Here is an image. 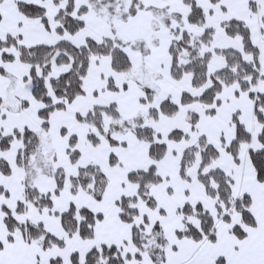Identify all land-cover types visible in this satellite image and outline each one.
<instances>
[{"label": "snow or ice", "instance_id": "snow-or-ice-1", "mask_svg": "<svg viewBox=\"0 0 264 264\" xmlns=\"http://www.w3.org/2000/svg\"><path fill=\"white\" fill-rule=\"evenodd\" d=\"M0 264H264V0H0Z\"/></svg>", "mask_w": 264, "mask_h": 264}]
</instances>
